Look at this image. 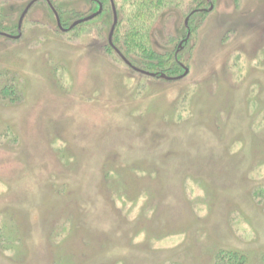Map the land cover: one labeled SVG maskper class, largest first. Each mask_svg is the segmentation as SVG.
<instances>
[{
  "label": "rangeland",
  "instance_id": "obj_1",
  "mask_svg": "<svg viewBox=\"0 0 264 264\" xmlns=\"http://www.w3.org/2000/svg\"><path fill=\"white\" fill-rule=\"evenodd\" d=\"M30 1L0 0L1 32ZM49 1L63 27L103 11L62 32L41 0L0 36V264H264V0L190 16L175 81L110 52L109 0Z\"/></svg>",
  "mask_w": 264,
  "mask_h": 264
},
{
  "label": "trees",
  "instance_id": "obj_2",
  "mask_svg": "<svg viewBox=\"0 0 264 264\" xmlns=\"http://www.w3.org/2000/svg\"><path fill=\"white\" fill-rule=\"evenodd\" d=\"M203 1L204 0H118L116 2L118 6V21L112 36L113 44L132 65L146 71L159 72L167 75L166 71H173L175 66H180L176 57L178 54L175 56L172 39L166 41L165 44L169 46V48L166 47L167 49H165V51H160L158 47L154 46L153 36L154 33L158 31L157 28L161 25V20L159 18L167 19L174 13V9L178 7H181V12L185 7L196 10L202 5ZM90 2L97 8L95 0H91ZM56 10L59 15H61L60 11L58 9ZM92 12H94V10ZM72 17L75 20L84 17V15L74 11ZM70 19L72 20V18ZM82 24L83 23L79 24V26ZM77 26L72 30L78 29ZM107 48L110 49V52L113 51L109 45ZM4 90V92H2L3 97L10 98L13 93L15 94V90L12 87Z\"/></svg>",
  "mask_w": 264,
  "mask_h": 264
},
{
  "label": "water",
  "instance_id": "obj_3",
  "mask_svg": "<svg viewBox=\"0 0 264 264\" xmlns=\"http://www.w3.org/2000/svg\"><path fill=\"white\" fill-rule=\"evenodd\" d=\"M37 1H41V0H31L23 9L19 19H18V25H17V34L16 35H10L4 32L0 31V36L5 37V38H9V39H18L21 36V26L23 23V19L26 16L28 10L30 9V7ZM46 1L47 5L49 6L50 10L52 11L54 17H55V21H56V25L58 27V29L62 32H68L71 29H73L74 27H76L77 25L87 22L95 17H97L99 14H101L102 10H103V5L99 2H97L98 4V9L92 13H90L89 15H86L80 19H76L74 20L68 27H63L61 22H60V18L59 15L56 11V9L53 7V5L51 4V2L49 0H44ZM206 3L209 5L207 8L201 9L200 12H204V13H208L213 9V4H212V0H205ZM110 3V7H111V11H112V24L110 26L109 32H108V37H107V42L108 45L113 49V51L119 56V58L133 71L140 73L142 75L145 76H149L152 78H160L163 80H167V81H175V80H180L183 77H185L188 74V68L183 65L182 63H179L180 67L183 69V73L181 75H178L176 77H170L165 75L164 73H159V72H149V71H145L142 70L140 68L135 67L134 65H132L123 55L122 53L113 45L112 42V36H113V32L115 29V26L117 24L118 21V16H117V11L114 5V1L113 0H109ZM196 11H192L184 20V26L187 29V33H186V37L184 39H182L180 41V43L177 46V49L175 51V56L178 54V52L183 48V44L187 41V39L190 36V31L188 29V18L194 14Z\"/></svg>",
  "mask_w": 264,
  "mask_h": 264
},
{
  "label": "flooded vegetation",
  "instance_id": "obj_4",
  "mask_svg": "<svg viewBox=\"0 0 264 264\" xmlns=\"http://www.w3.org/2000/svg\"><path fill=\"white\" fill-rule=\"evenodd\" d=\"M200 10H201V9H196V10H195V11H196L195 13H199ZM195 13H194V14H195ZM192 15H193V14H192ZM192 15H191V16H192ZM189 31H190V30H189ZM190 35H191V31H190ZM185 37H186V36H185ZM184 44H185V43H184ZM184 44H183V45H184ZM175 50H176V49H175Z\"/></svg>",
  "mask_w": 264,
  "mask_h": 264
}]
</instances>
